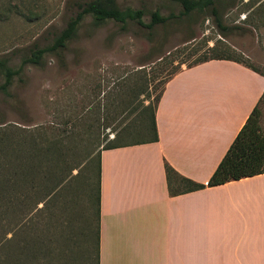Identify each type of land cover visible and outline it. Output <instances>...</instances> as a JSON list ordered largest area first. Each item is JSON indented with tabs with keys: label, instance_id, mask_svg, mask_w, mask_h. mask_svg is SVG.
Wrapping results in <instances>:
<instances>
[{
	"label": "rangeland",
	"instance_id": "rangeland-1",
	"mask_svg": "<svg viewBox=\"0 0 264 264\" xmlns=\"http://www.w3.org/2000/svg\"><path fill=\"white\" fill-rule=\"evenodd\" d=\"M76 1L0 0V61L16 69L32 44H49ZM116 2L162 16L180 11L171 0ZM219 11L225 26L241 30L220 38L210 16L191 14L156 27L149 42L135 25L118 33L85 17L64 67L43 55L42 68L27 65L12 79L9 96L0 93V264H96L98 154L151 138L164 82L205 44L264 75V0H222ZM258 125L264 137V98ZM184 187L173 178L172 189Z\"/></svg>",
	"mask_w": 264,
	"mask_h": 264
},
{
	"label": "crops",
	"instance_id": "crops-1",
	"mask_svg": "<svg viewBox=\"0 0 264 264\" xmlns=\"http://www.w3.org/2000/svg\"><path fill=\"white\" fill-rule=\"evenodd\" d=\"M251 68L177 72L154 109L156 141L99 152L96 264H264V173L171 195L163 168L206 184L264 92Z\"/></svg>",
	"mask_w": 264,
	"mask_h": 264
},
{
	"label": "trees",
	"instance_id": "trees-1",
	"mask_svg": "<svg viewBox=\"0 0 264 264\" xmlns=\"http://www.w3.org/2000/svg\"><path fill=\"white\" fill-rule=\"evenodd\" d=\"M171 1L180 7V11L177 15L169 13L166 16H162L157 9L148 11L142 6H139V8L120 7L116 0L76 1L74 3V14L66 20L63 28L52 36L51 42L49 44L41 48H39L35 43L32 44L28 48L27 54L21 58L16 69L8 67L5 60L0 61V75L2 77V82L0 83V93L5 96H9L8 88L12 84V79L14 77H18L25 66L30 65L42 68L43 55L55 56L58 64L61 67H64L62 53L66 49L67 44L77 38L80 24L85 17L90 18V25L95 29L105 25L107 22H112L113 24L117 25L118 33H124L128 24L135 25L146 31V38L149 42L152 41L153 32L156 27L163 28L170 21L178 18H189L191 14H204L210 16L217 31V35L220 38L227 37V35L233 33L235 30H241L237 26H225L223 24L221 13L219 11V6L222 0ZM144 16L148 17V21L146 23H144L142 20ZM215 43L224 45L223 42L218 40L215 41ZM205 45V50L202 53L193 56L189 60V63L186 64V68H190L209 60H229L251 68L249 65H246L238 59L230 58L223 54L212 53L214 52V44L210 47H208L207 44ZM224 47L226 49H230L225 45ZM251 69L254 72H257L255 69ZM262 76L264 77V75ZM167 80L164 82V84L167 82ZM163 87L156 96L154 107L149 115V129L151 131V138L145 141H139L130 144L109 146L103 148L102 150L156 141L157 136L153 121V113ZM263 98L264 92L245 119L243 125L236 133L235 137L217 164L216 168L209 176L205 185L196 184L187 179L179 177L166 163L164 164L163 168L167 185L169 187V194L175 195L181 192L196 191L203 189L204 187L222 185L230 181H236L242 178L252 177L264 173V137L261 135L258 125V106ZM98 172L99 168L97 167V175ZM173 178H175V181L185 187L179 190L172 189L170 184L173 181ZM49 182L51 184L50 188H59L65 182V180L59 181L56 184H52L51 181Z\"/></svg>",
	"mask_w": 264,
	"mask_h": 264
}]
</instances>
